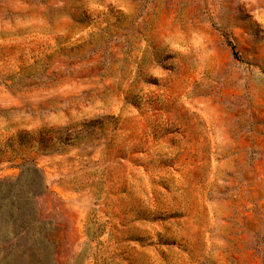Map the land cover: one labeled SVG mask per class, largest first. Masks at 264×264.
Listing matches in <instances>:
<instances>
[{
  "label": "rangeland",
  "instance_id": "rangeland-1",
  "mask_svg": "<svg viewBox=\"0 0 264 264\" xmlns=\"http://www.w3.org/2000/svg\"><path fill=\"white\" fill-rule=\"evenodd\" d=\"M0 264H264V0H0Z\"/></svg>",
  "mask_w": 264,
  "mask_h": 264
},
{
  "label": "trees",
  "instance_id": "trees-1",
  "mask_svg": "<svg viewBox=\"0 0 264 264\" xmlns=\"http://www.w3.org/2000/svg\"><path fill=\"white\" fill-rule=\"evenodd\" d=\"M236 54V56H237V53H235Z\"/></svg>",
  "mask_w": 264,
  "mask_h": 264
}]
</instances>
